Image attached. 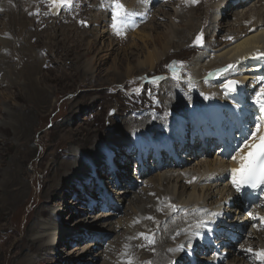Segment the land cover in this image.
<instances>
[{
	"label": "bare ground",
	"instance_id": "6f19581e",
	"mask_svg": "<svg viewBox=\"0 0 264 264\" xmlns=\"http://www.w3.org/2000/svg\"><path fill=\"white\" fill-rule=\"evenodd\" d=\"M38 1L39 0H0V15L4 13V17H6L4 21L5 28L2 32L3 36L0 37V73L3 72V80H7L6 92H4L2 96L17 91V93H20L28 100V104L26 103L27 106L25 108L19 107V105H16L17 102L14 103L12 101L5 104V106L0 105V152H4V154L7 150L5 148L10 145L8 129L10 127L13 128L12 133L15 134V138H24L29 128L33 125V120L28 118V111H35L33 116L37 117L41 113L40 110L42 109L45 111V107L50 102L49 97L41 95L38 86H40L42 81L38 77V73L47 75L48 71H57L61 74L65 70L67 63H71L63 59L54 60L47 57L52 45L50 42L51 38L48 36L47 42L41 36L44 35L43 32H50L53 27L49 25L45 26V24H48V19L44 15L46 10L41 8L40 10L35 9L33 11L32 15L35 16H37V13L40 11V21L31 20L29 17V13L33 10V5ZM126 1L127 0H123V2ZM128 1L131 2L130 0ZM154 1L155 0H152V2ZM247 1L249 0H215L211 6L212 12L208 21L207 17L203 18V15H198L197 17L191 16L190 13H180L178 7H174V11L171 10L172 8L168 11V7H164L162 9L164 13L161 14L160 10H156L154 20L151 22L148 21V23L146 22L144 25L140 26L131 36L133 35L134 38H136L145 33L147 39H149L148 37H154L152 35L153 30L151 27H148V24L153 23L159 25L160 23H158L156 18L159 19V16L165 17V15L168 14L170 28L168 34H157L158 40L160 38L163 42L160 46V51H158V49H155L156 51L152 50V52L148 51L143 61V63L148 64L146 71L151 72L153 69L157 68V64H161V56L167 51L170 49H174V51L178 49L181 50L183 47L193 44L196 36L202 34V28L206 25L205 22H208L206 25L207 30H211V28L219 29L213 36L217 41L216 44H210L208 46V48L214 50L215 53L211 54L210 52L207 53L206 50H201L193 57L190 66L191 78L197 80L203 76L202 79H204L207 77L206 72L210 71L211 76L207 77L209 80L207 83H212L215 86V90L206 94V100L213 102L224 100L225 104L227 103V110L231 115L234 116V113L240 114L244 123L247 121L252 122L251 130L254 131V121L258 117L264 116V112H261L259 106L254 103L255 93L260 90L263 83V80L260 81V79L262 78V71L264 70V56L260 54L264 53V0H257L253 7L248 5L244 7ZM93 5L96 8L99 7L97 0L93 2ZM240 9L243 11L240 12ZM235 10H237V13L233 14L234 20L231 21V16H229V14L232 12L234 13ZM133 12L136 11L133 10ZM151 12H154V10ZM139 14H141V11ZM173 15L176 20H179L180 23L182 22L181 26L183 25V27L181 29V26L175 21H172L171 17ZM99 16L104 20V14L101 13ZM96 20L95 18L94 21ZM253 27H256L254 31H247L249 28ZM106 35H108L106 27L100 24L99 29L94 32V40ZM236 36L240 37L239 41H237L239 38L235 39ZM229 37H231V39H229ZM32 38L33 41L31 43ZM94 40H91L89 43L88 50L93 48L92 44L95 45ZM113 41H115V39L111 37L106 47L114 49L116 44H114ZM41 44H43L42 47ZM58 46V43L52 45L55 49L58 48ZM126 46L127 45H125V47ZM40 55L46 56V58ZM45 60L47 62H45ZM228 65H233V67L229 69ZM141 67H143L142 60L138 62L137 67L133 66L131 70L126 71L125 74L122 75L121 72L117 73L112 83L116 82L118 79L121 81L122 77L126 78L129 75L135 74V72H145L141 71ZM82 68L84 69L85 66ZM221 69L227 70L221 72ZM227 76L237 77L241 82L238 90L233 94H224L219 89L220 83L227 78ZM85 77L84 80L81 77L83 80L82 84L85 87L100 86L101 83L96 80H90L92 76H90L89 79H87V76ZM19 78L22 79V83H19ZM62 78L65 79V81L68 80L65 76L61 77V80ZM172 81L173 78H171V75L161 77L160 92L163 97V105H159L160 108L157 107V109H160L158 110L159 113L171 112L173 114L172 118H175L177 123L171 118L165 119L163 123L157 122L154 118L141 120L139 118L142 109L134 108L133 106H127L122 109L117 107V109H114V114L118 109H120V112H117L115 119L112 118L114 114L109 118L102 117L106 120L107 129L103 128L99 131H97V129H92L90 131L87 129L88 135H90V146L87 149L86 147L75 145L78 150H74L67 154L62 153L59 148L57 149V156L62 169L57 168L59 171L55 177H49V175H47L48 177H44L39 184V189H42L44 183H47L48 188L43 189L46 197L50 198L56 195L60 188H62V194L57 195H60L59 197L66 195L63 188L64 184L61 180L68 170L72 173H76V177L78 178L86 176L92 177L95 175V177L99 176L96 178L98 182H102L104 178L108 184L107 189H110L111 186L114 188L118 186L126 187V190L117 191L115 193L116 196H113V198L116 199L114 200L115 204L121 205L122 203H128L124 205L125 214L122 220L107 225V218L112 217L113 213H110V211L109 213H105V211L111 210L113 206L108 202L100 204L97 201V204L99 203L100 205L91 208L90 212L86 210L85 214L77 220V224L85 222V226L78 224L77 227L79 228L74 232L64 233L66 235L62 237L63 239L69 237L68 241L75 242L74 237L77 238L76 241H79L81 239L80 235L83 234L84 231L89 237H93V235H90L93 234L91 229L99 224L101 228L106 227V231H103L104 233L111 234L116 233L117 229L123 224V235H119V238H116L111 243L109 242L110 246L105 249V253L108 249L107 254H104V251L100 252L99 248L100 245H102L100 242L105 241L110 235L101 234V241H96L94 248H92V243H88V245L83 246L77 253V259L74 260L77 261V263L94 264L98 262L102 256H105V263L103 264H120L119 255L126 253V257L131 256L132 260L138 261V264H178L173 260H180L186 254L193 255L195 254L194 252L199 251V249L202 250L200 247L201 241L208 243L212 239L213 233L215 236H218L223 232L235 230L238 231L237 233L241 237V240L244 239L245 247L235 252L229 244H223L221 249L224 251V257L228 261L227 264H251L249 262L250 259L252 260V264H264V262L258 260L255 256V251H257L255 248H258V251L264 249V221L259 219L264 218V185L259 191V193H261L259 200L252 198V193L256 191L246 192L243 195V190L237 192L232 185L231 170L239 168V157L247 153V149L244 148V137L248 135V131L240 128V137L235 136V134L226 135V137H224V135L219 132V123L215 124V128L212 132L217 135L221 142L230 145V140L234 137L235 143H231V147L229 149L226 148L224 152L220 154L221 156L218 162V158L216 157L197 158V153H195L196 148L193 149L195 154H192V150H188L185 146L187 145V141H185L186 137L183 138V143H185L184 146L171 139L182 136L181 126L185 125L186 121L192 124L193 127L197 126L201 121L204 123L206 121L214 122L216 111L207 105L206 102L187 107L185 100L190 96L200 94L187 85L175 83V89L179 93V96H177L172 89ZM84 93L88 96L91 91ZM5 98L7 99V97ZM9 99L11 100V98ZM2 100H4V98H2ZM229 101H232L234 104L232 107L229 106ZM77 103L78 102H76L75 106H77ZM250 106L256 111L255 119L252 117L250 118V116H252L249 112ZM108 111H110V108L106 110V112ZM126 112L129 113L126 115ZM130 114H133V116H130ZM100 121L102 122V119ZM150 130L154 131L150 132ZM262 131H264V129H262ZM163 132V144L160 145L158 149L159 156L156 157L157 160L155 164L149 166L150 169L147 168L150 172H156V174L149 178V188L143 189V193L141 194L140 189L139 191L137 190L138 183H136L141 174L136 172L134 176L129 178L132 169L131 165L127 164L126 158L130 157V159H132L133 151L138 150L141 154L140 159L143 162L145 160L143 154H146L145 152L150 153L154 145L152 137L157 134H162ZM103 133H105V135H103ZM124 133L125 137H127L125 139H128L129 142L128 148L124 146ZM188 133H190L191 136L193 134L192 130ZM97 138L100 139L97 140ZM119 138H121V140L115 142V140ZM251 142L252 141L249 140V143ZM177 144L179 145L177 146ZM20 147H23V144H21L19 148ZM214 148V144L207 143L208 150ZM80 150L84 152H79ZM176 150L179 151V155L181 153H186L188 158L186 166L182 167V165H184L183 159L180 158ZM112 152H114V157L111 156ZM168 152H172L173 156H176L177 159L179 157L180 160H177L175 157L171 160H165L164 157ZM123 153L125 156L122 155ZM100 154L103 155V161L98 159V155ZM18 155L21 154L17 152L11 157V161L7 167V169L10 170L5 171L9 173V175L3 173L4 178L0 182V188L9 190V198L11 202L15 204L26 201V197H22L20 193L24 192L23 190H27L24 179L21 178L23 173H17L18 170L21 172V168L15 173L11 171V168L15 166L16 163H19L17 158ZM59 155H68L70 157L68 160L63 161L60 159ZM234 156H236L237 159L234 160L232 158ZM194 161L196 162L192 165ZM111 162L115 165L114 168L109 164ZM49 165H52V163H49ZM173 166L182 168H174ZM208 172H211L212 175L218 177V179L208 178L206 175ZM110 173L116 175L117 182L114 181L113 177L111 178ZM187 173H190L188 177L185 176ZM217 180L222 181L224 184H213L214 186H208L209 183H215ZM168 187H171V190H169ZM31 192L30 190L29 193L31 194ZM92 193L94 194L93 190ZM154 193H156L154 196H150ZM77 194V199H79L80 194ZM220 194H222L220 200H212L213 196H218ZM51 199H53V197ZM60 200L64 202L66 199L61 197ZM47 201L48 200L45 199L40 203L44 204V202ZM209 209L210 211H208ZM95 210H98L100 213L91 215ZM182 210L185 211V214L177 216ZM174 213L175 216H177L175 218L173 217ZM213 213H215V216L212 218L210 226L204 225V221L210 219ZM249 213L252 215L250 216ZM47 214V208H43L42 212L40 209L39 215H41V217H45ZM238 214H241L242 217H240L239 220H244L243 224H234V221H238ZM149 217H151V219H149ZM253 217L257 218L254 219ZM103 218H106V221L102 224L99 223ZM218 218L223 219V221L220 220L219 223L221 224L219 225H217ZM137 220L141 224L138 227H132L131 223ZM199 222H203V226L196 227ZM81 228H83L84 231H82L83 229L81 230ZM210 229H214L215 231L207 233ZM138 231H142L144 235H142L143 238H136ZM242 231L244 233L240 234ZM31 233L34 235L32 241L37 244L35 247L30 248L35 251L33 254L36 255L40 251L51 250L53 245L52 240L54 241L58 238V233H56V228L53 225L52 219H49L47 222H38L36 228L31 230ZM127 233L130 236L127 235ZM145 237L154 240L156 245L154 246V244L152 242L150 243ZM85 238L86 236L84 239ZM68 241L65 242L64 245H68ZM115 243H117V247L119 248V255L116 258L108 256L111 254V246ZM252 244H256V246H250ZM81 245L82 244L78 245L75 250H79ZM249 248L253 249V251L248 252L245 250ZM154 249H156V254L152 255ZM209 249L210 246H206L204 251L207 252ZM72 253L73 251L67 254L71 255ZM219 253L221 252L214 253L210 259L215 258ZM138 256L139 258H137ZM58 258H60V256ZM30 263L34 264L33 256L28 255L18 264Z\"/></svg>",
	"mask_w": 264,
	"mask_h": 264
},
{
	"label": "rangeland",
	"instance_id": "374dc122",
	"mask_svg": "<svg viewBox=\"0 0 264 264\" xmlns=\"http://www.w3.org/2000/svg\"><path fill=\"white\" fill-rule=\"evenodd\" d=\"M189 1L191 3L190 5L180 2L174 5L166 4V7H168V11L171 8V10L174 11V6H178V11L180 13H190L191 16L193 15L197 17L198 15H203V18L207 17L208 21L212 12L211 6L215 0H197L196 3H193L192 0ZM256 1L257 0H249L246 2L244 7H247V5L253 7L256 4ZM93 2L94 0H73L71 7H64V10H62L59 6L52 7L49 0H39L33 5L32 12L29 13L31 20L40 21V16L37 17L32 15L33 11L41 8L46 10L44 15L48 19V24H45V26H52L53 31L51 29L50 32H43L44 35L41 37L48 42V36H50V42L52 45H54V43L59 44L58 48H56L57 50L51 45V49L48 52L47 57L54 60L63 59L71 63H67L65 70L61 74L57 71H48L47 75L38 73V77L42 81L40 86H38L41 95L49 97L50 102L45 107V111L42 109L40 110L41 113L37 117L33 116L35 111H28V118L33 120V125L27 131V135H25L24 138L20 137V139H17L15 138V134L12 133L13 128L10 127L8 129L10 142L8 147L10 149L8 147L5 148L7 149L5 154L4 152H0V182L4 178L3 173H6V170H10L7 169V167L11 161V157L18 152L22 156L18 155L17 158L19 163H16V165L11 168V171H14L13 173H15L19 168H21V172L18 170L17 173H23L21 178L24 179V184L27 190H23L24 192L20 193L22 197H26V201L15 204L11 202L9 198V190L0 188V264H18L28 255L33 256L34 264H75L77 261L74 260L77 259V253L82 249V247L88 245V243H92V248H94L95 242L86 240L89 235L85 233L83 228H81V230L83 229L82 231H84V233L80 235L81 239L79 241H76V237H74L75 242L68 241L69 237H65L64 239L62 237L66 235L64 234L65 232H74L77 230V228H79L77 227L78 224H82L84 226L86 225L85 222L77 224V220L85 214L86 210L90 212L91 208H94L96 205H100L103 202H107L106 199L108 198H112L109 200V203L112 204L113 208L105 211V213H109L110 211V213H113V216L107 218L108 222L105 223L110 225V223H115L116 221L123 219L125 214L124 205L128 203H122L121 205L115 204L114 200L116 199L113 198V196H116L115 193L117 191L126 190V188L118 187L116 188V191L111 188H106L109 192L108 193L105 191V188L97 187L96 178L99 176L95 177V175H93L92 177L86 176L78 178L76 177V173H72L68 170L61 180L64 184L63 188L66 193L65 196L61 197L66 200L64 202L61 201V197H59L60 195H57L62 194V188L57 191L56 195L52 196L53 199H51L52 197L49 198L44 195L43 189L48 188V185L45 182L43 188L39 189L40 182H42L44 177H48L47 175H49V177H55L59 171L57 168L62 169L58 160L57 149L59 148L60 151L65 154L71 153L74 150L77 151L78 148L76 146L86 147L87 149L90 146V135H88L87 129H89V131L92 129H97V131L103 128L107 129L108 126L106 124V120L102 117H112L114 109H117V107L122 109L127 106H133L135 108L138 101H145L149 93H156L160 99H163L159 93L161 77L171 75V78H173L174 66L177 78H173V89L174 83L182 82L183 80L191 77V62L193 57H195L198 52L202 50L200 48L210 44L214 45L217 42L213 39V35L218 31V29L211 28V30H207L206 25L208 22H205L206 25L202 28V44H194L193 42V44L187 45L181 50L178 49L174 51V49H170L161 56V64H157V68L153 69V71L147 72L146 69L148 68V64L143 63V61L145 60V56L148 51H156L155 49L160 51V46L163 42L160 38L158 40L157 34H168L170 30L168 14L165 15V17L159 16V19L156 18L158 23L161 25H155L153 23L148 24V27H151L153 30L152 35L154 37H148L149 39H147L145 37V33H143L142 35H139L140 37L138 36L134 38V36H131L130 34V37L127 38V41L124 43L113 41L116 45L114 49H112L106 47L111 40L109 35L94 40V32L99 29L100 24L102 26L104 25L107 31L116 30L112 26L113 22L110 9L108 10L109 12L106 10L107 6L112 8L113 1H108L103 9L95 8ZM160 7L162 6L158 5L156 10H160L162 14L164 11L162 10L163 8ZM239 11L241 12L243 10L240 9ZM101 13L105 16L104 20H102L99 16ZM235 13H237V10H235L234 13L232 12L229 14V16H231V21L234 20L233 14ZM173 14L176 15L175 13ZM174 15L171 17L172 21H175L179 26H181L182 22L180 23L179 20H176ZM4 16V13L0 15V37L3 36L2 32L5 28L4 21L6 20V17ZM94 17L97 19L96 21H94ZM152 20H154V17L151 21ZM182 27L183 25L180 29ZM253 28H249L247 31L252 32ZM91 40H94L95 45L92 44L93 48L88 50ZM32 41L33 38L31 43ZM125 45L127 46L125 47ZM42 46L43 44H41V47ZM40 56L46 58V56ZM141 60L143 65V67H141V71L145 72H135V74L129 75L126 78L122 77L121 81L118 79L116 82L112 83L117 73L121 72L122 75L125 74V72L130 71L133 66L137 67L138 62ZM45 62L47 61L45 60ZM84 66L85 68L83 69L82 67ZM2 74L3 72L0 73V105L5 106V104L12 101L14 103L17 102L16 105H19V107L25 108L28 104V100L20 93H17V91L6 94L9 98H11V100L6 95L2 96V94L6 92L5 88L7 84V80H3ZM63 76L68 78V80L65 81L63 78L61 80V77ZM85 76L88 77L87 79L92 76V79L90 80H96L101 83L100 86L85 87L82 84V81L86 78ZM22 82V79L19 78V83ZM87 91H91L88 96L84 93ZM5 97H7L8 100ZM2 98H4L5 101L2 100ZM76 102H78L77 106H75ZM108 108H110V111L106 112ZM120 109H118V111L116 110V113L112 117L113 119H115L117 112H120ZM250 112L253 115L252 117H255V110L250 109ZM128 113L129 112H126V115ZM101 119L102 122L100 121ZM244 128L248 131L251 129V126L249 125ZM239 130V127H237L235 134L240 135ZM103 135H105V133H103ZM125 138L127 137H125L124 133V146L128 148L129 142L128 139L126 140ZM99 139L100 138H97V140ZM119 140H121V138L115 140V142ZM21 144H23V147L19 148ZM219 147H223L225 149L226 145L221 141H217L216 149ZM216 149L207 157L218 158L224 150L223 149L218 152ZM79 152L84 151L80 150ZM122 155L125 156L124 153ZM59 156L63 161L68 160L70 157L68 155ZM197 158L203 159L206 157L198 156ZM98 159L103 161V155H98ZM195 162L196 161H194L192 165L195 164ZM49 163H52V165H49ZM136 163V159L132 157L133 169L129 174L130 178L135 175L136 169H139ZM6 174L9 175V173ZM140 174H142V182H139L138 184L141 191L140 193L142 194L143 189L149 188L150 184L148 183V180L152 177V175L141 171V169ZM102 183L104 187L108 186L104 178L102 179ZM222 183L223 182L221 181L217 182L219 185H222ZM29 189L32 191L31 194L29 193ZM168 189L171 190V187H168ZM92 190L94 191V194L92 193ZM77 193L80 194L79 199H77ZM155 194L156 193L151 194L150 196H154ZM221 195L222 194L213 196L212 200H220ZM45 199L48 201L44 202V204L40 203ZM97 201L100 204H97ZM43 208L48 209V214L45 217H41V215H39L40 209L42 212ZM96 213L100 212L95 210L91 213V215ZM182 214H185L184 210H182L177 216ZM240 217H242L241 214L238 215V221ZM49 219H52L53 221L56 233H58V238L54 241L52 240L53 245L51 250L40 251L37 255L33 254L35 251L32 248L35 247L37 243L32 241L34 235H32L31 230L36 228L38 222H47ZM104 221H106V218L101 219L99 223L102 224ZM140 224L141 223L137 220L132 222L131 226L138 227ZM99 226L100 224L91 230L93 234L110 235V237L105 241L100 242L102 245H100L99 248L100 252L104 251V254H107L108 249L106 253L105 249L110 246L109 242L111 243L116 238H119V235L122 236L124 227L123 224H121L116 233L111 234L104 233L106 231V227L101 228L100 226L99 228ZM141 234H143L142 231H138L136 238L141 237ZM127 235L129 234L127 233ZM85 236L86 238L84 239ZM232 239L233 237L229 235L226 241L229 242ZM67 241L68 245H64ZM216 242H213V246L208 254V257L213 255L216 250L221 251L220 245ZM117 243L111 246V254L108 256L114 258L118 257L119 248L117 247ZM77 244H82L79 250H75L78 246ZM233 244L234 248L237 250L244 247L242 243L235 245L234 241L230 242V246ZM71 251H73V253L68 255L67 253ZM155 254L156 249H154L152 255ZM59 256L60 258H58ZM126 256V253L119 255L120 264H129L130 261L131 264H138V261L132 260L131 256ZM137 258H139V256ZM217 260H219V258H215L214 261L217 262ZM218 262H220L219 264L228 263L227 260L222 259ZM103 263H105V256H102L101 259L94 264Z\"/></svg>",
	"mask_w": 264,
	"mask_h": 264
},
{
	"label": "snow or ice",
	"instance_id": "6c2138e0",
	"mask_svg": "<svg viewBox=\"0 0 264 264\" xmlns=\"http://www.w3.org/2000/svg\"><path fill=\"white\" fill-rule=\"evenodd\" d=\"M196 3L197 0H192ZM52 7H71L73 0H49ZM133 15L128 12L124 5L120 3V0H113L112 5V20L113 28L117 30L119 34V25L123 24L125 19ZM231 39V37H229ZM194 44H202V34L197 35ZM260 55L264 56V53ZM233 65H228V68H232ZM227 69H221V72ZM173 78H177L175 74V68L173 66ZM238 81L229 80L223 85L229 92H235L237 90ZM138 91V90H137ZM254 103L259 106L261 112H264V87H261L259 91L255 93ZM255 130H248V135L244 137V148L247 149V153L239 157L240 166L238 169L234 168L231 170L232 173V185L237 192H240L244 187H251L253 189L259 188L264 185V116L258 117L254 121ZM249 140L252 142L249 143ZM234 160L236 156L232 157ZM251 216L252 214L249 213ZM254 219L257 217H253ZM151 219V217H149ZM264 221V218H259ZM203 226V222H199L196 227ZM143 235V234H141ZM149 239L148 237H145ZM149 242H154L149 239ZM248 252H252L253 249H245ZM255 256L258 260L264 262V249L255 251ZM131 264V261L129 262Z\"/></svg>",
	"mask_w": 264,
	"mask_h": 264
}]
</instances>
